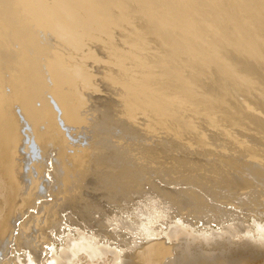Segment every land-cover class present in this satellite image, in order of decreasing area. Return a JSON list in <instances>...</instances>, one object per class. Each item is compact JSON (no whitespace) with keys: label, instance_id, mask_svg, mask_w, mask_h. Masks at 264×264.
Returning <instances> with one entry per match:
<instances>
[{"label":"bare ground","instance_id":"6f19581e","mask_svg":"<svg viewBox=\"0 0 264 264\" xmlns=\"http://www.w3.org/2000/svg\"><path fill=\"white\" fill-rule=\"evenodd\" d=\"M117 3L130 8V16L111 14L110 6ZM134 18L144 22V31L150 30L163 51L148 43ZM38 31L50 33L57 46L42 43ZM90 45L102 48L105 58ZM88 60L107 65L102 79L117 91L118 105L102 111L103 119L109 116L117 126L138 130L141 118L146 133L161 130L179 140L185 124L179 120L187 111L214 122L220 118L235 123V109H244L232 105L235 94L264 97V0H0V264H58L56 255L68 244L69 233L71 254L80 256L87 238L79 229L58 224L66 221L63 211L53 213L62 204L61 197L70 199L69 210L76 207L84 196L82 187L94 174L92 167L96 168L87 153L91 147H71L58 124L61 120L74 132L89 126L84 112L87 97L100 88ZM244 112L249 114V108ZM20 114L32 127L27 137L35 142L29 152ZM105 138L112 148L125 144L121 137ZM37 150L43 159L50 156L47 151H55L54 163L34 161ZM87 155L91 162H86ZM48 196L56 200L36 201ZM26 213L30 216L17 226ZM167 244L155 238L136 250L137 261L131 264H168L173 247Z\"/></svg>","mask_w":264,"mask_h":264},{"label":"rangeland","instance_id":"374dc122","mask_svg":"<svg viewBox=\"0 0 264 264\" xmlns=\"http://www.w3.org/2000/svg\"><path fill=\"white\" fill-rule=\"evenodd\" d=\"M120 4L122 3L111 5L110 13L115 16L122 15L124 18L130 16V8H123ZM133 23L146 33L145 39L152 47L159 51L164 50L160 49L156 37L148 28L144 31L146 26L143 21L134 18ZM38 32L42 43L46 42L51 47L57 46L58 43L50 33ZM92 46L90 45V48H93ZM97 47L99 46L93 48L96 49V55L99 53L100 56H97L102 57L104 53L105 56V51ZM90 60L86 64L87 67L90 66L89 69L92 67L95 84L97 83L96 86L100 90L91 92V97H87L84 112L88 115L89 126L79 128L80 131L71 127L77 132L75 133L65 127L61 120L58 124L63 127L69 143L71 141V147H91V152L85 149L92 157L88 158L87 155L86 162L94 160L92 162L96 168L92 167L94 174L82 187H86L80 191L84 196L80 197L74 209L69 210L68 197H61L62 204L53 209L57 212L52 210L56 216L62 213L61 211L65 214L66 221L61 220L58 224L63 226L65 223L64 225L68 224L72 230L79 229L88 240L83 239L86 242L82 241L83 248L77 258L71 254L72 246L68 247L73 239V234L69 233L71 240L66 238L68 244L63 245V249L60 246L59 255H56L57 259L60 257L58 264H131L137 261L134 256L136 250L155 238H162L173 247L168 264H192L204 258L211 264H264V97L245 96L241 92L237 93L239 96L235 94L231 99L234 108H249V114H246L244 109H235L237 124L232 120L220 118H216L214 122L200 113L187 111L182 114L183 121L181 117L179 120L186 124L182 123L183 129H179V140L161 130L148 134L142 128L144 121L141 118L138 119V130L122 128L119 124L117 126L109 121V116L103 119L105 112L102 111L108 112L111 110L110 105H118V99L115 98L117 91L102 79L107 65L95 64L89 62ZM262 87L264 89V85ZM48 98L57 110V115H60L53 97L49 95ZM243 98H246V101ZM23 120L20 114L19 124L29 152L35 140L27 137L32 127ZM187 123L194 125V129L189 128ZM108 134L110 140L121 137V144L128 145L120 144L123 148L109 147L105 138ZM129 143L134 145L131 146L133 149ZM34 146L38 148L36 143ZM52 151H47L46 155L50 156H44L43 159L37 150L33 156L34 161L54 163L56 156L53 155L55 151ZM93 151L96 152L95 155ZM52 185L56 186V182ZM54 193L58 196L57 192ZM54 198L48 196L36 201L45 202ZM29 212L36 215L34 209ZM28 216L30 215L26 213L16 225ZM13 245L14 243L10 248L14 247ZM91 248L94 249L93 252ZM63 251L66 252L62 256ZM95 252L97 254H94ZM6 257L1 261L4 262Z\"/></svg>","mask_w":264,"mask_h":264}]
</instances>
